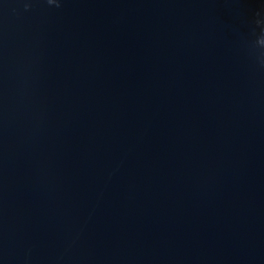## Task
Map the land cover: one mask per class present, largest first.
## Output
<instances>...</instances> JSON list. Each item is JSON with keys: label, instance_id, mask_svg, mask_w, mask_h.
<instances>
[{"label": "water", "instance_id": "95a60500", "mask_svg": "<svg viewBox=\"0 0 264 264\" xmlns=\"http://www.w3.org/2000/svg\"><path fill=\"white\" fill-rule=\"evenodd\" d=\"M0 264H264V0H0Z\"/></svg>", "mask_w": 264, "mask_h": 264}]
</instances>
